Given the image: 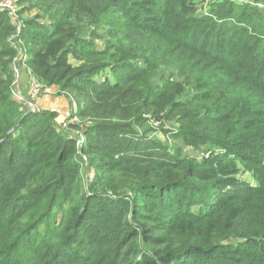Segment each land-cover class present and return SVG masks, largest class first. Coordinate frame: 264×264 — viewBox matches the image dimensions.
Instances as JSON below:
<instances>
[{"label":"trees","instance_id":"trees-1","mask_svg":"<svg viewBox=\"0 0 264 264\" xmlns=\"http://www.w3.org/2000/svg\"><path fill=\"white\" fill-rule=\"evenodd\" d=\"M13 1L0 264H264V0ZM21 50L17 67L77 99L75 121L13 97ZM149 115L209 157L140 132Z\"/></svg>","mask_w":264,"mask_h":264},{"label":"rangeland","instance_id":"rangeland-1","mask_svg":"<svg viewBox=\"0 0 264 264\" xmlns=\"http://www.w3.org/2000/svg\"><path fill=\"white\" fill-rule=\"evenodd\" d=\"M16 1V0H15ZM220 1V0H203L201 3L198 5V13H208L210 12L211 9V4L213 2ZM236 1L239 4H242V0H233ZM14 3V2H13ZM15 4V3H14ZM262 5V4H261ZM6 9V7H3ZM2 9V8H1ZM10 10V9H8ZM17 6L12 5L11 9V14L15 17L16 11H17ZM38 10H33L30 15H34L38 13ZM22 56H20V59ZM19 60V59H18ZM17 60V61H18ZM19 62V61H18ZM18 62L13 63L15 66V81H14V90H13V97L17 99L18 101L23 102V105L26 109L28 110H49L52 111L54 108H57L58 111L55 113L58 115L57 117V122L59 123L58 120L61 118L59 116H64L66 115V112L63 114L62 112V107L61 105H50L49 102V97L50 96H64L67 99L70 111L73 112L74 110V103L77 104V99H73V101H70V99L63 93H59V88L57 85L53 86H48L49 88L51 87L49 93L46 92H41L39 94H34V89L32 88L31 80L34 78L40 86L45 87L42 82H40L32 73V71L26 66V64H23L22 66L17 67L16 64ZM73 63H75L73 61ZM47 106V107H45ZM68 112V111H67ZM63 117L62 125H65V119ZM148 121L145 123L143 127H138V130L142 133H146L149 137H154L159 140L164 141L165 143H168L170 147H180L181 151L183 154L196 157L199 160H202L204 158V154L208 151L206 147L204 149H200L198 151H195L192 146L189 145H183L180 143L177 138H175V133L176 130L179 127V124L175 120H167L163 117L160 118H155L154 116H147ZM216 151H221L224 152L222 148H216ZM85 162V157L83 159ZM84 163V169H83V175L87 180H90L92 177V172L85 167ZM241 178L246 179V180H251V182L255 183V180L252 179V174L249 172H245L240 174Z\"/></svg>","mask_w":264,"mask_h":264},{"label":"built area","instance_id":"built-area-1","mask_svg":"<svg viewBox=\"0 0 264 264\" xmlns=\"http://www.w3.org/2000/svg\"><path fill=\"white\" fill-rule=\"evenodd\" d=\"M242 1H243V2H247V3L250 2V0H242ZM13 2H14L13 0H2V1H0V8L5 9V8H3V7H6V9H10V10H9V13H10L11 16H13V14H11L12 5H15ZM13 17H14V16H13ZM20 56H22V58L24 57V52H23L22 50L19 51L17 57L14 59V62L21 61L22 58L20 59ZM18 59H19V60H18ZM17 60H18V61H17ZM31 84H32V88L34 89V92H33L34 94H39V93H41V92L49 93V91H50V89H51V87L49 88L48 86H45V87L40 86L39 83H38L34 78H32V80H31ZM75 109H76V103H74V110H73V112L70 111V112H67V113H66L64 124H66V122H67V121H70V120H71V121H75V118L73 117V113L75 112ZM52 111H53V112H56V111H58V110H57V108H54ZM82 141H83V138H81V139L79 140L80 143H81ZM209 155H210V152H206V153L204 154V157L207 158V157H209Z\"/></svg>","mask_w":264,"mask_h":264},{"label":"crops","instance_id":"crops-1","mask_svg":"<svg viewBox=\"0 0 264 264\" xmlns=\"http://www.w3.org/2000/svg\"><path fill=\"white\" fill-rule=\"evenodd\" d=\"M49 102H50V105L51 104H53V105H57V104H59V105H61V109H62V112L61 113H67V111L68 112H70V108H69V105H68V102H67V99L64 97V96H50L49 97ZM45 107H47V106H45ZM61 119L60 120H58L59 121V123H62V121H63V117L64 116H59ZM64 119H65V117H64Z\"/></svg>","mask_w":264,"mask_h":264}]
</instances>
